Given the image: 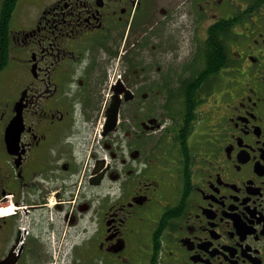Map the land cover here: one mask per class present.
<instances>
[{
	"label": "flooded vegetation",
	"instance_id": "1",
	"mask_svg": "<svg viewBox=\"0 0 264 264\" xmlns=\"http://www.w3.org/2000/svg\"><path fill=\"white\" fill-rule=\"evenodd\" d=\"M0 210V264H264V0H0Z\"/></svg>",
	"mask_w": 264,
	"mask_h": 264
},
{
	"label": "trees",
	"instance_id": "2",
	"mask_svg": "<svg viewBox=\"0 0 264 264\" xmlns=\"http://www.w3.org/2000/svg\"><path fill=\"white\" fill-rule=\"evenodd\" d=\"M210 43V49L207 50L203 47L202 50H204L201 53V60H200V66L198 68V82H195L199 85V89L203 91V87L209 86V82H206L208 78H211L213 76H216L218 74V71L220 70V53L217 48V38L215 37V41L212 37H210L209 40ZM215 43V44H212ZM205 81V82H203ZM194 84V85H195ZM188 86L189 83H186Z\"/></svg>",
	"mask_w": 264,
	"mask_h": 264
},
{
	"label": "water",
	"instance_id": "3",
	"mask_svg": "<svg viewBox=\"0 0 264 264\" xmlns=\"http://www.w3.org/2000/svg\"><path fill=\"white\" fill-rule=\"evenodd\" d=\"M130 97H126L125 100H129ZM119 105H120V101L117 98L113 99V102L111 104V107L109 108V114H108V120H107V125L108 127H114L116 120H117V113H118V109H119ZM18 127L21 128V118L20 115H16L15 118L13 119V123L10 125V131L8 133V135H11L13 133V129L14 127ZM8 147L10 148V145H8Z\"/></svg>",
	"mask_w": 264,
	"mask_h": 264
},
{
	"label": "rangeland",
	"instance_id": "4",
	"mask_svg": "<svg viewBox=\"0 0 264 264\" xmlns=\"http://www.w3.org/2000/svg\"><path fill=\"white\" fill-rule=\"evenodd\" d=\"M215 82H220V80L217 78Z\"/></svg>",
	"mask_w": 264,
	"mask_h": 264
},
{
	"label": "bare ground",
	"instance_id": "5",
	"mask_svg": "<svg viewBox=\"0 0 264 264\" xmlns=\"http://www.w3.org/2000/svg\"><path fill=\"white\" fill-rule=\"evenodd\" d=\"M8 211H10V210H8Z\"/></svg>",
	"mask_w": 264,
	"mask_h": 264
}]
</instances>
